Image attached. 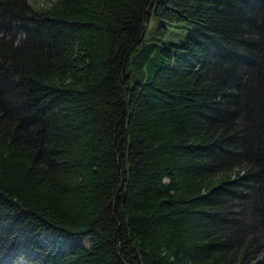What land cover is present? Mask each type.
Masks as SVG:
<instances>
[{
  "label": "trees",
  "instance_id": "1",
  "mask_svg": "<svg viewBox=\"0 0 264 264\" xmlns=\"http://www.w3.org/2000/svg\"><path fill=\"white\" fill-rule=\"evenodd\" d=\"M20 262L264 264V0H0V264Z\"/></svg>",
  "mask_w": 264,
  "mask_h": 264
},
{
  "label": "rangeland",
  "instance_id": "2",
  "mask_svg": "<svg viewBox=\"0 0 264 264\" xmlns=\"http://www.w3.org/2000/svg\"><path fill=\"white\" fill-rule=\"evenodd\" d=\"M34 6L39 7L43 4L49 3L50 0H29ZM161 22L160 20H158L155 16L152 18L151 22H150V27L147 33V40H155L154 37H156L157 39L161 40V37L159 36V32L161 31ZM178 31V32H175ZM169 33H167L165 36H163L162 38L166 41H172L174 42L176 39L173 38L172 36H178L181 39L180 40H185V38L188 36V34L190 33V30L185 29V28H180V27H174V26H169ZM178 40V41H180ZM177 41V42H178ZM155 42V41H152ZM83 241V240H82ZM85 244H88V241L84 242ZM17 264H25L24 262H20Z\"/></svg>",
  "mask_w": 264,
  "mask_h": 264
}]
</instances>
